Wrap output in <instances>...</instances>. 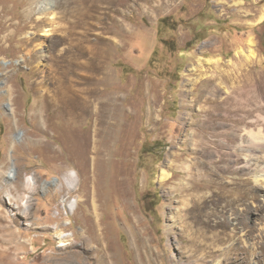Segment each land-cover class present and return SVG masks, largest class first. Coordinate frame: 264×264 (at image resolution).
<instances>
[{
  "label": "rangeland",
  "instance_id": "1",
  "mask_svg": "<svg viewBox=\"0 0 264 264\" xmlns=\"http://www.w3.org/2000/svg\"><path fill=\"white\" fill-rule=\"evenodd\" d=\"M82 18L79 35L70 33ZM90 27L110 42L107 91L116 86L137 135L125 160L113 144L112 161L127 174L119 193L111 179L104 184L98 223L89 202L72 209L94 154L70 129L91 135L92 120L75 126L48 98L33 108L37 91L52 96L67 69L57 60L76 61V39ZM74 69L75 87L93 88L92 72ZM249 76L264 82V0H0V264H264V149L240 147ZM259 101L264 93L256 110ZM185 129L205 135L208 152L187 142ZM170 152L178 157L164 181ZM191 157L218 175H191L181 165ZM114 166L100 164L107 178ZM248 179L251 197L241 203L239 182Z\"/></svg>",
  "mask_w": 264,
  "mask_h": 264
},
{
  "label": "bare ground",
  "instance_id": "2",
  "mask_svg": "<svg viewBox=\"0 0 264 264\" xmlns=\"http://www.w3.org/2000/svg\"><path fill=\"white\" fill-rule=\"evenodd\" d=\"M48 4L50 5V3H47V5ZM43 7L41 8L40 6L39 8L40 12H44L45 10H48L47 6H45L44 8ZM96 11H97L96 9L88 10L83 14L82 17L83 18H86L89 16L91 17V14L93 15V13ZM83 18L82 20L81 19L77 20L74 23V25L69 29L70 33L74 35L78 34V28H81L82 25H85L83 24L84 23ZM40 26H42V24L36 22V27L38 28ZM86 28H83V30L85 29V31L84 32L82 31L83 33H81L80 36L77 37L76 39L77 40L76 41L77 44H75L76 46L75 60L76 61L74 60L71 61L72 59L67 60V58L69 57L67 58L62 57L60 58V60L58 59L59 61L57 60L56 63L59 64L57 65V70H60L61 68H64V67H66L67 69L63 71L64 74L61 77H59V79L56 78L58 82L56 86L54 85L56 89H54L52 96L47 97L44 94H40L41 92L40 93L38 91L36 92L35 104L33 105V108L40 109L39 103L44 104L46 102L45 100H47L48 98L49 100L51 99L49 103L52 106H56L60 110L58 111L59 116L62 117L63 119L65 118L64 120H67L68 122H70L71 124H74L75 126H78L80 123H82V121L85 120L86 116L89 118V120H92V127L90 126L92 128L91 135L87 134L90 136L89 139L87 135H83L82 132L81 134H79L77 130L73 128L70 129V134H71L73 141L76 144H78L82 148V150L84 147H87L85 145L87 144V142L89 143V140H90V144L93 145L92 150L94 154L93 155L94 158L92 159L93 160L92 167L86 166L85 170L83 169L84 174H83L82 179H80V184L78 183L77 187L74 188V190H77L79 195L77 199L75 198L74 202H72V206H73L72 209H74L75 211L78 205L85 203V202H89V209L92 215H94L98 223L101 219L100 212L102 210V202H103L102 195L104 193L103 190L105 188L104 184L109 179H111V182L112 183L114 182V186H115L114 192L119 193V190L122 191V189H124L122 188L124 187L123 177L127 174V173L126 174L124 173L126 170L124 172L121 171L122 169L117 170V166L114 164L117 161L116 162L115 160L114 162L112 161V157L114 156V153H115V151L113 150V144L114 142L118 140V143L121 144V152L117 156H120L119 160L121 161L123 159L125 160L126 156H128L127 145H129L130 144L129 141L134 140V137H136L137 135L136 136L133 135L134 128L132 129V125H130V121L126 119L123 120L124 117L127 118L131 114H130V111L128 110V107H125L124 104L120 103L121 100L119 96V91L115 89L116 86H114L113 91L111 92L107 91V87L109 83L110 82L113 83L112 82L113 74L110 70L111 60L113 58L110 53V50H108L110 48L108 49L105 48V46H108L110 42H107L108 39L103 40L104 37H101L103 35H98V33L95 34L93 32L92 27L88 29ZM92 33H94L93 34L95 36L94 39H91ZM64 36H61L58 39V44L62 43L63 40L67 39ZM37 46L38 44L34 43L32 49L30 50V53L32 55L31 59L33 62H35L38 57V52L36 51ZM250 54L251 55L250 56L248 55V56L252 58L254 54L252 52ZM81 57H83L85 60L77 62V60L79 58L81 59ZM76 67H81L82 70H87V71L92 72V75L85 77V80H86V84L91 85L93 88L85 90L81 88L78 89L75 87L77 83L74 84L75 80L74 79H73L74 81L72 80L68 70H71V71L76 70L74 69ZM58 76H60V74ZM242 89L246 95V98L244 101V108H243L244 110V119L242 121L243 125L240 131L242 132V134L241 133L240 134L243 135V138L240 141V147L245 149L248 152H252L253 150H257L260 148L264 149V138H263L264 137V102L262 101L258 102L260 104L258 107V110L254 109L253 107L256 101H258L259 99H262V96L264 93V92L262 93V91L264 90V82L261 80L259 82V79L256 76L254 79L249 76ZM130 103L131 102H129V104ZM136 106H137L136 104L133 105V108L136 109ZM204 110L205 112L208 113L211 111V107L204 108ZM191 118L194 120L195 117L194 118L191 117ZM158 121L159 119L155 117L152 127H155L156 124L159 123ZM190 124L194 125V121L193 123H190ZM202 124L203 125L206 124L204 120ZM185 130H186L185 137H186L187 142L191 141L193 145L195 146V148H198L201 146L203 147L204 151L208 152L207 145H209L210 141L208 140V138H206L205 135L200 133L197 129L193 130L191 133L188 131L189 129H185ZM131 136H133L132 140H129ZM172 148H175V147L173 146ZM170 157H172L171 160L169 161L167 160L165 166L162 168V171H161V180H164V181L169 180L172 177L171 173L168 172V168L175 167V163H176L175 158L178 157V155H174L172 152H170ZM97 161L98 162L100 161L99 167L97 166L98 164ZM107 163H112V166L115 165L114 166L115 171L113 170L114 172L113 174L115 175V177L109 178L108 176L107 178V173L104 171V169L102 170L100 168V164L106 165ZM85 165H87V163H85ZM181 165L185 170L189 171L191 175L193 174L192 171L196 169L199 172L200 178H209L211 176L218 175V173L215 174L214 170H212L206 162L202 161L198 157H191V158L184 159ZM126 169H127V166H126ZM14 175H15V171H14V167H12V171L9 174V178H13ZM128 175L130 176V174ZM68 177H69L68 178L69 181H71L74 179L75 176L73 173H70ZM117 182L122 183L121 187L119 186L117 187L116 185ZM220 185H222V183ZM181 189L182 191H185V190L189 191L191 187L185 184V186L181 187ZM238 190L242 194L241 195L242 197L239 199L241 203H244L246 200L250 199L251 193H252V190L250 188V179L244 180L241 183L239 182ZM220 191H221L220 192V195H221L222 190ZM109 193L111 194V192ZM121 193L122 192H120V195ZM250 212H251L250 205L244 204L242 216L244 217L245 226H247V224L250 222V217H249Z\"/></svg>",
  "mask_w": 264,
  "mask_h": 264
}]
</instances>
